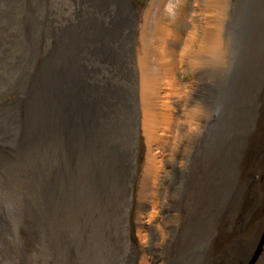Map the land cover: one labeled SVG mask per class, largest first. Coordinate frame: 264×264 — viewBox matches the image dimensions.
<instances>
[{"label":"rangeland","instance_id":"1","mask_svg":"<svg viewBox=\"0 0 264 264\" xmlns=\"http://www.w3.org/2000/svg\"><path fill=\"white\" fill-rule=\"evenodd\" d=\"M130 1L137 18L117 58L86 60L93 85L107 89L90 116L87 153L78 148L72 162L47 140L0 139V264H140L143 256L144 264H264V0ZM42 3L37 16L20 14V0H0V63L21 56L8 15L34 17L42 46L61 23L91 15L86 0ZM216 26L218 58L178 62L188 30Z\"/></svg>","mask_w":264,"mask_h":264},{"label":"bare ground","instance_id":"2","mask_svg":"<svg viewBox=\"0 0 264 264\" xmlns=\"http://www.w3.org/2000/svg\"><path fill=\"white\" fill-rule=\"evenodd\" d=\"M65 1L62 0L61 3L63 9ZM86 1L90 5L91 15L86 17L81 14L79 19L73 21L70 14L66 19L72 20V22L65 21L61 23L63 26L56 33L50 32L52 38L43 46L41 45L40 23L34 17L32 19L30 14L27 18L26 15L21 17L19 15L18 17L23 19L19 22L18 19L15 20V13L8 15L9 22L19 33L18 50L21 56L7 59L8 63L5 61L0 63L1 140L5 139L6 142L13 143L16 147H19L20 143L25 146L40 145L47 140L54 144L57 150H62L66 157L72 159V162L80 148H82V152L87 153L88 143L92 136L91 131L96 128L92 124L90 125V116L95 113L94 107L102 105L105 101L107 89L101 82L96 86L93 85L91 66H88L89 62L86 60L88 57L95 61L109 60V56L117 58L114 48L124 46L125 39L130 36V28L137 15L130 0ZM42 6V0H20V7H18L20 14L25 7L24 12L27 11L38 16ZM148 12V10L144 12L139 44L136 49L141 71H144L147 66L149 48H151V45L147 43L148 37L151 36L150 25L147 21ZM0 19L2 20L1 17ZM217 26L220 27L221 24ZM217 26L214 32L211 28L203 29L202 33H197L195 28L188 30L178 53L180 57H178V62L185 61L186 57L201 59L204 57L202 54L206 53L218 58L220 51L217 49V45L221 44V30L217 29ZM52 29L54 28L52 27ZM122 32L123 37L120 36ZM7 85L9 88L6 91L4 87ZM6 96L11 97L9 101L12 98L16 99L15 104L10 108H7L9 101L3 104ZM188 112L190 115L196 114L195 110ZM116 163L121 168L122 161L119 160ZM73 170L72 166L67 171L71 173ZM64 171L65 166L61 164L60 167H56L54 175L51 171L49 172L48 181L42 183L43 194L56 186L58 172ZM96 179H91L92 186ZM234 201V192H231L226 203L228 209H233ZM148 250H150V246L144 249V253ZM145 260L146 258L143 256L140 264H144ZM166 264L176 263L168 260Z\"/></svg>","mask_w":264,"mask_h":264},{"label":"water","instance_id":"3","mask_svg":"<svg viewBox=\"0 0 264 264\" xmlns=\"http://www.w3.org/2000/svg\"><path fill=\"white\" fill-rule=\"evenodd\" d=\"M263 239H264V232H263V234L261 235V238H260L259 241H258V244H257L258 246H260V244L262 243ZM257 251H258V250H257ZM256 253H257V252H255V255H256ZM254 257H255V256H253V259H254ZM253 259H252V260H253ZM252 260H251V261H252ZM250 263H251V262H250Z\"/></svg>","mask_w":264,"mask_h":264}]
</instances>
